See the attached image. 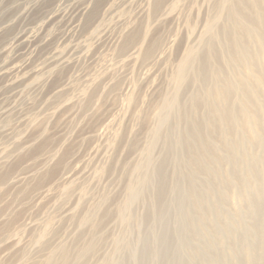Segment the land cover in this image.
Instances as JSON below:
<instances>
[{"label":"rangeland","instance_id":"rangeland-1","mask_svg":"<svg viewBox=\"0 0 264 264\" xmlns=\"http://www.w3.org/2000/svg\"><path fill=\"white\" fill-rule=\"evenodd\" d=\"M236 1L0 0V264H264V133L198 101L264 106Z\"/></svg>","mask_w":264,"mask_h":264},{"label":"bare ground","instance_id":"bare-ground-1","mask_svg":"<svg viewBox=\"0 0 264 264\" xmlns=\"http://www.w3.org/2000/svg\"><path fill=\"white\" fill-rule=\"evenodd\" d=\"M161 1L162 0H155V6L156 7L159 6ZM229 9H231V13H230V17H229L230 23H228V24H231L233 28L235 26L236 29L237 28L241 29L244 37L246 38L245 40L250 39L256 43V46H257V47L255 46L257 48L256 50L259 52L261 58L264 61V36L260 31V29H261L260 26L264 27V0H244V2L241 0H237L234 4L229 5ZM239 29H238V31H239ZM234 32H236V31H234ZM234 32L232 33V38H231L233 49L231 50L232 52L230 51L232 53V54H230L231 55L230 64L235 62L236 59H238L240 61H241V59L243 60L245 57H247V54H248L246 45H244L245 43L242 42L243 39L240 40L238 38L239 36L237 37V35H234L235 34ZM238 35H239V33H238ZM134 38H136V36L132 35L129 39L132 41V40H134ZM253 50H254V48H253ZM149 52H150V49H148L145 52V54H148ZM256 55H257V53H256ZM242 62H241V64H242ZM233 65H235V64L233 63ZM246 66H247V64H246ZM249 66H247V67H249ZM24 67L25 66L21 65L19 68L22 69ZM251 69H252V67H251ZM205 75H206L205 69L202 68L198 71L199 78H203ZM238 81H239V84L244 89V91H246V93L242 94V96L240 97V103L238 104L236 109L233 108L232 105H229V103H228L230 101L229 98L231 97L227 92L229 90H227L226 88H224L223 86H220V85L214 86L213 88L212 87L208 88L206 90V96H207L206 101H204V100L203 101L198 100V101L203 102V103L206 102L208 109H209L210 113L212 114V116L215 120L216 127L218 128V130L220 132H223V134H225V136L228 133L224 128L228 123H230L231 125H234V124L237 125L234 127H235V133L238 134L237 135L238 138H240L242 136H246V133H244V127H247V129H249V128L253 129L254 132L256 133V137H258L259 133H261V132L264 133V118H261L257 112L260 111L264 114V106L259 102V94H258L259 92L254 90L253 88H251L252 85L250 86V84L246 81V79L244 80L241 78ZM258 82H260V81H258ZM261 83H262V91L264 94V78H261ZM194 147H195L194 150H196L195 151L196 158L197 157L201 158L202 156L207 158L208 156H210L209 150L212 148V143L209 142L206 137L198 136L194 141ZM201 151H202V153H201ZM220 158H221V156H217V160H219ZM197 160H198L197 161L198 162L197 168L203 169V167H205V166L203 165V163H201L202 161H200V159H198V158H197ZM253 171L251 170L250 172L249 171L248 172L251 175V173Z\"/></svg>","mask_w":264,"mask_h":264}]
</instances>
